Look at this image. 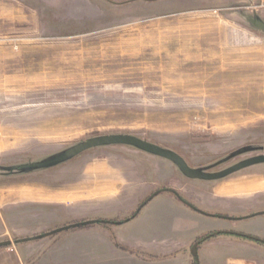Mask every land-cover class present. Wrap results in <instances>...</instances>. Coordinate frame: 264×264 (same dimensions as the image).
<instances>
[{
	"label": "rangeland",
	"instance_id": "obj_1",
	"mask_svg": "<svg viewBox=\"0 0 264 264\" xmlns=\"http://www.w3.org/2000/svg\"><path fill=\"white\" fill-rule=\"evenodd\" d=\"M175 1L0 0V242L19 243L29 264L40 252L30 247L57 235L40 232L60 213L37 200L40 188L75 175L76 185L93 181L95 163L128 161L157 182L234 179L246 201L263 191L264 176H251L264 174V30L256 25L264 23V0H218L184 12L188 6ZM117 137L165 149L213 177L187 176ZM106 189L92 194L117 193ZM237 222L264 238L262 219ZM249 242V264H264V245Z\"/></svg>",
	"mask_w": 264,
	"mask_h": 264
},
{
	"label": "crops",
	"instance_id": "obj_2",
	"mask_svg": "<svg viewBox=\"0 0 264 264\" xmlns=\"http://www.w3.org/2000/svg\"><path fill=\"white\" fill-rule=\"evenodd\" d=\"M217 1L179 0L178 3L188 6L179 9L184 12L204 8ZM221 1L223 0L218 2ZM88 169L99 174L93 181H83L76 185L73 182L75 175L71 178L73 183L63 182L70 186L61 184L59 187H51L47 183L40 188L41 194L35 199L47 206H59L60 213L56 216L54 226L40 229V232L52 230L51 232H56V237L51 239L46 236L30 247L40 249L33 264H193L195 260L190 247L197 237L211 231L240 230L236 220L218 219L203 214V211L214 213L212 208L226 206L229 209L226 214L234 217L245 214L237 212L241 206H246L248 211L264 210V184L263 191L254 193L252 197L248 196L246 201L245 195L240 194L239 183L230 178L218 179L211 186L202 183H176L169 178L157 182L149 180L138 171L136 165L128 161L99 162ZM114 173L122 176L125 183L113 178ZM258 176L264 174H254L251 177ZM257 181L260 180L255 179L253 186H256ZM162 186L176 190L195 207L199 203L201 208L197 207L199 211L191 209L171 193L162 192L127 222L102 225L95 223L87 228H77L79 225L76 222L84 219L97 222L99 218L108 220L129 217L149 193ZM23 187L31 188L28 184H23L20 188ZM101 188L114 189L117 193L109 197L92 194ZM81 189L86 190V196L80 195ZM62 190V197L54 196L55 192ZM29 193L27 195H31ZM112 211L121 215L114 217L110 214ZM256 218L262 219L264 225V214ZM10 232L15 234L13 229ZM0 243H7L0 248V264H29L28 257L32 256L23 253L19 243L13 244L10 238ZM251 249L252 244L248 240L239 239L232 234L215 233L197 248L196 255L198 254L200 264H249L253 252Z\"/></svg>",
	"mask_w": 264,
	"mask_h": 264
},
{
	"label": "flooded vegetation",
	"instance_id": "obj_3",
	"mask_svg": "<svg viewBox=\"0 0 264 264\" xmlns=\"http://www.w3.org/2000/svg\"><path fill=\"white\" fill-rule=\"evenodd\" d=\"M190 174L191 175H194L193 173H190ZM201 175L204 176L202 178H207V179L213 177L212 175H207V174H201ZM202 213L205 214V215L211 216V217L218 218V219H225V220L234 219L236 221H243L246 218H249V217H257L259 215L264 214V210L263 211H250L249 213L239 214L238 216H234V217L229 216L226 213H221V212H214V213H212V212H205V211H203ZM215 233L216 234H220V233L232 234V235L236 236L239 239L253 241L255 243L264 245V238H261V237L255 235V234H251V233L245 232L243 230L242 231L241 230H233V231H222V230H219V231H211L209 233H206L204 235H201V236L197 237L192 242V244H191L190 252H191L192 246L197 243V246H196V253H197V248L202 243H204L206 240L210 239L213 236V234H215ZM194 260H195V257H194Z\"/></svg>",
	"mask_w": 264,
	"mask_h": 264
},
{
	"label": "water",
	"instance_id": "obj_4",
	"mask_svg": "<svg viewBox=\"0 0 264 264\" xmlns=\"http://www.w3.org/2000/svg\"><path fill=\"white\" fill-rule=\"evenodd\" d=\"M256 25H257V27L259 29L264 30V23L263 22H256ZM117 140L133 144V145H135V146H137L139 148H142L144 150L150 151V152L158 154V155H162V156L170 159L187 176H190V177H192V176L204 177V176L201 175L202 173H199V172L197 173L196 171H193L192 169L188 168L178 156H176L175 154L170 153L169 151H167L165 149H162V148L157 147V146L150 145V144H148L146 142H143V141L130 139V138L117 137ZM64 156L65 155H63L59 159H56L55 163L60 162L64 158ZM262 160L264 161V158ZM231 172H232V170H229V171H227L225 173L214 175V177H221V176L227 175V174H229ZM190 173H193L194 175H191ZM5 244H7V243H0V245H5ZM196 246H197V243L194 244L192 246V248H191V254L194 257L196 256Z\"/></svg>",
	"mask_w": 264,
	"mask_h": 264
},
{
	"label": "trees",
	"instance_id": "obj_5",
	"mask_svg": "<svg viewBox=\"0 0 264 264\" xmlns=\"http://www.w3.org/2000/svg\"><path fill=\"white\" fill-rule=\"evenodd\" d=\"M162 192H169L171 193L175 199H177L178 201H180L182 204H184L187 207H190L191 209H194L196 211H199V209L197 207H195V205H193L186 197H184L183 195H181L180 193H178L176 190L173 189H158L155 190L151 193H149L135 208V210L132 212V214L129 217L123 218V219H105L107 223H114V224H122L124 222L129 221L131 218L135 217L138 212L156 195L162 193ZM217 216V215H216ZM118 246H120L119 244H117ZM4 247V245H0V248ZM193 264H197L196 261H194Z\"/></svg>",
	"mask_w": 264,
	"mask_h": 264
}]
</instances>
